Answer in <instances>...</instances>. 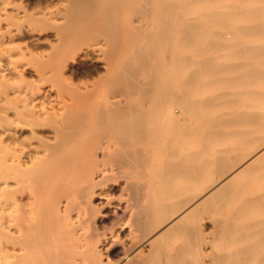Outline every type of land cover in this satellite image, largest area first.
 <instances>
[{"label":"bare ground","instance_id":"obj_1","mask_svg":"<svg viewBox=\"0 0 264 264\" xmlns=\"http://www.w3.org/2000/svg\"><path fill=\"white\" fill-rule=\"evenodd\" d=\"M0 264H264V0H0Z\"/></svg>","mask_w":264,"mask_h":264},{"label":"rangeland","instance_id":"obj_2","mask_svg":"<svg viewBox=\"0 0 264 264\" xmlns=\"http://www.w3.org/2000/svg\"><path fill=\"white\" fill-rule=\"evenodd\" d=\"M175 106V107H174ZM177 106V107H176ZM171 108H172V111H173V113L175 114V115H178V116H176L177 117V120H189V119H187L186 117H184V115H181V114H183V110H182V108L179 106V105H177V104H172L171 105ZM174 108V109H173ZM177 111H176V110ZM179 112V113H178Z\"/></svg>","mask_w":264,"mask_h":264}]
</instances>
